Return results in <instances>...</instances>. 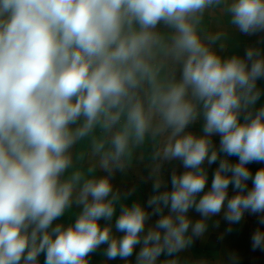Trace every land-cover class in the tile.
Here are the masks:
<instances>
[{"label": "clouds", "instance_id": "obj_1", "mask_svg": "<svg viewBox=\"0 0 264 264\" xmlns=\"http://www.w3.org/2000/svg\"><path fill=\"white\" fill-rule=\"evenodd\" d=\"M220 7L240 33H264V0H0V264H40L41 254L44 264H90L102 245L107 260L127 262L139 245L135 264H161L162 254L180 264L211 218L222 214L226 233L245 213L264 225V168L253 176L247 167L264 163V49L218 54L219 37H203L201 24ZM201 117L202 135L186 131ZM162 134L153 159L186 171L173 170L171 190L154 181L151 212L122 205L117 237L99 224L121 199L110 178L132 148ZM81 142L106 175L75 167ZM218 159L205 192L204 164ZM73 205L74 223H54ZM251 247L264 251V229ZM228 260L237 264V253Z\"/></svg>", "mask_w": 264, "mask_h": 264}, {"label": "crops", "instance_id": "obj_2", "mask_svg": "<svg viewBox=\"0 0 264 264\" xmlns=\"http://www.w3.org/2000/svg\"><path fill=\"white\" fill-rule=\"evenodd\" d=\"M202 36L205 38L218 36L214 44L211 45L218 54L228 57L238 55L244 57L245 50L248 47H260L264 49V33L256 35H245L236 30L230 23V17L223 10L222 7L209 9L203 18ZM221 46H223L221 48ZM179 77V72H177ZM257 87L264 93V79L257 81ZM264 106V94L261 95L260 100L257 102L256 108ZM203 118L201 117L193 124L189 125L186 131L195 135H202ZM167 134L158 135L155 140L148 137L144 144L132 148L130 154L123 161V170H117L110 178L113 185L114 192L120 194V201L116 205V212L111 221L101 219L99 224L103 227L108 224L111 225L113 234L117 237L124 235L115 229V221L120 215L121 206H131L133 203H140L151 212V208L147 206L148 198L153 195L152 185L156 179H161L167 183L168 190H171V174L173 170L177 174H182L186 169L183 168L179 160L161 161L153 159L154 153L162 148L166 142ZM213 145L219 149L220 136L218 134L211 137ZM220 159H227L230 163H238V157H226L225 154H219ZM73 160L75 167L79 168L88 175H95L97 177L106 175L99 168V157L91 154L90 148L85 142H81L73 150ZM219 166V159L216 163L208 165L204 164L205 171L207 172V183L205 192L210 190L211 183L214 178V173ZM251 170L253 176L257 170L264 168V163H251L247 165ZM71 171V170H69ZM67 175V173H66ZM248 188L252 187V182L249 180ZM164 189L162 188L161 191ZM126 193H131L125 197ZM229 197L235 194L233 186L229 185ZM200 195H203L201 193ZM199 199V197H198ZM81 209L75 205L64 214L58 221L54 223H61L65 226L75 222L76 216ZM168 209H165V214ZM188 215L193 221L200 218L195 210H190ZM158 215H152L148 221V225H154ZM216 221H219V227H215ZM208 232L205 237L197 238L194 240L193 245L185 252L180 253L178 260L180 264H230L228 254L235 252L238 255L237 264H264V251L259 249L253 251L251 247V236L253 232L260 227L264 229V225H258V216L245 213V218L238 224L231 225L232 231L226 233L225 229L230 225L223 219L221 214L208 220ZM223 236V239L220 237ZM106 245H102L95 253L90 256V264H135L136 253L139 252L140 246L138 245L134 250V254L127 262L119 258L114 260H107L104 256V249ZM161 264L169 257L161 255L158 258ZM45 256L41 254L39 257L40 264H44Z\"/></svg>", "mask_w": 264, "mask_h": 264}]
</instances>
